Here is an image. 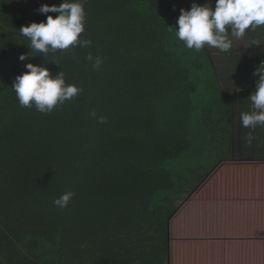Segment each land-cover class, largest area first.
Wrapping results in <instances>:
<instances>
[{
    "label": "trees",
    "instance_id": "trees-1",
    "mask_svg": "<svg viewBox=\"0 0 264 264\" xmlns=\"http://www.w3.org/2000/svg\"><path fill=\"white\" fill-rule=\"evenodd\" d=\"M61 2L0 0V264H226L225 226L239 225L254 231L241 232L248 247L235 255L264 264V215L223 214L239 197L264 201V158L252 148L264 127L240 125L264 26L246 31L252 57L235 58L233 38L228 53H197L174 35L193 0H86L90 48L21 61L30 49L20 28L55 18L37 10ZM89 52L103 57L99 70ZM216 54L244 62L223 71L228 91ZM27 63L84 92L50 114L19 106L11 85ZM68 190V206L55 207Z\"/></svg>",
    "mask_w": 264,
    "mask_h": 264
},
{
    "label": "clouds",
    "instance_id": "clouds-1",
    "mask_svg": "<svg viewBox=\"0 0 264 264\" xmlns=\"http://www.w3.org/2000/svg\"><path fill=\"white\" fill-rule=\"evenodd\" d=\"M85 3L86 0H62L58 6L41 5L37 10L39 13L57 15L55 18L47 15L45 21L20 28V35L28 40L30 51L21 54L19 59L24 61L38 54L48 57L57 50L64 52L76 47L90 48L92 41L81 37L85 31ZM176 24L175 38L183 42L185 48L199 53L207 46L228 53L233 48L232 37L241 39L246 31L254 32L264 26V0H215L214 5L211 0L203 5L193 0L188 10L180 9ZM85 59L94 71L104 62L101 55L93 56L90 52ZM25 68L28 71L17 75L11 85L23 108L34 107L41 114H50L84 92L82 87L67 83L63 71L53 75L46 66L32 63L25 64ZM253 74L258 75V79L249 95L252 110L240 114V125L246 129L264 127V63L261 62ZM89 116L98 124L107 123V117L98 115L94 109ZM252 139L248 133L246 140L251 142ZM74 196L73 191H65L53 200V205L63 210Z\"/></svg>",
    "mask_w": 264,
    "mask_h": 264
},
{
    "label": "crops",
    "instance_id": "crops-1",
    "mask_svg": "<svg viewBox=\"0 0 264 264\" xmlns=\"http://www.w3.org/2000/svg\"><path fill=\"white\" fill-rule=\"evenodd\" d=\"M253 142V140H252ZM254 145V143H252ZM224 216L229 217L230 215H243L246 216L244 219L247 221H252V219H255L259 216L264 215V201H257V200H248L246 197H239L236 198L235 201L231 203L228 208L224 206ZM254 231L252 226H225V237L227 238H233L234 241L229 242V249H232L233 251H228L227 255H225V263L226 264H232L236 262V264H246L244 260H242L241 256L235 255L236 253L240 252V249H245L248 247V242L245 241L244 243L240 240V234ZM248 238V235H247ZM246 238V240H247ZM251 249V248H250ZM251 256L252 258L257 256L256 250L253 248L251 249Z\"/></svg>",
    "mask_w": 264,
    "mask_h": 264
},
{
    "label": "rangeland",
    "instance_id": "rangeland-1",
    "mask_svg": "<svg viewBox=\"0 0 264 264\" xmlns=\"http://www.w3.org/2000/svg\"><path fill=\"white\" fill-rule=\"evenodd\" d=\"M232 38H233L234 42L238 45L233 51V53L235 54V55L233 54V56H235V58H237V56H240V57H246V56L252 57V52H251V49H250L249 38H246V37H243L241 39H236L234 37H232ZM217 56H218L217 54L214 55L215 64L217 65V68L220 71V74L222 76V82H223L224 89H226L228 91V90H230V88L226 87V86H228V84H227V81L225 79L228 74L224 73L223 71L231 70L232 68H234L237 65L244 64V62H240L241 60L237 61V59L236 60H232V61H229V60L228 61H224L223 59H220ZM226 66H229V67L226 68ZM231 74H232V72H231ZM213 75L215 76L214 73H213ZM228 77H229V75H228ZM196 115L197 114L194 113L193 114V118L197 119ZM198 132L199 131H195L194 133L197 134ZM255 134H257V133H255ZM262 135H264V134H262ZM260 136H261V134H260ZM260 136L258 135L257 142H259V140L261 139ZM255 147H256V149L258 151L261 150L260 151V156H261V158H264V144H260L259 145V143H255V145H252V148H255ZM218 157H221V154H218Z\"/></svg>",
    "mask_w": 264,
    "mask_h": 264
}]
</instances>
